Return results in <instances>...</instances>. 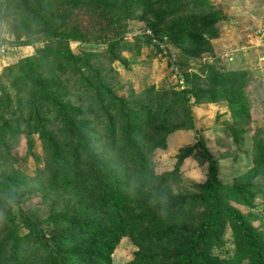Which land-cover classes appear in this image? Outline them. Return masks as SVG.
Returning a JSON list of instances; mask_svg holds the SVG:
<instances>
[{
  "label": "trees",
  "instance_id": "16d2710c",
  "mask_svg": "<svg viewBox=\"0 0 264 264\" xmlns=\"http://www.w3.org/2000/svg\"><path fill=\"white\" fill-rule=\"evenodd\" d=\"M123 1L110 2L115 4L106 31L112 29L111 36L90 39L75 27L71 30L72 41L107 44V50L74 54L65 45L69 41H54L62 35L53 30L67 25L78 3H89L94 10L99 0H0V22L5 20L16 33L27 30L65 45L63 50L39 51L0 75V168L13 171L12 150L20 137L31 153V137L37 135L44 164L35 187L44 201L61 205L64 200L45 221L57 230L48 235L4 193L9 184L0 183V264H111L112 251L125 236L144 249L128 264H264V234L253 230L240 209H256L264 220V203L260 208L256 201L264 199L256 181L264 178V138L252 135L251 144L259 152L251 153L250 168L229 184L220 179L219 160L208 152L202 136L180 150L175 171L193 157L207 166L204 184L174 192L175 171L157 176L151 162L170 135L197 132L194 104L228 103L235 124L230 135L240 126L250 127L244 82L236 80L237 73L219 76L210 67L202 71L204 78L185 73L180 92L146 90L130 99L117 97L109 72L113 61L120 60L118 48L127 27L121 23L130 16L131 5L142 11L130 18L156 25L165 16L199 7L196 0L193 8L180 0H154L152 5ZM197 14L175 19L166 36L190 59L207 49L204 34H213H208L209 21ZM152 30L158 33L154 26ZM26 44H33L32 39ZM243 135L238 131V139L234 137L238 145ZM224 227L233 233L235 250L219 259L227 252L220 234Z\"/></svg>",
  "mask_w": 264,
  "mask_h": 264
},
{
  "label": "rangeland",
  "instance_id": "374dc122",
  "mask_svg": "<svg viewBox=\"0 0 264 264\" xmlns=\"http://www.w3.org/2000/svg\"><path fill=\"white\" fill-rule=\"evenodd\" d=\"M111 1L99 0L94 10H91L89 3L83 2V5L78 3L77 8L71 12L67 25L53 30L56 35H62V38L55 37L54 41H69L65 45L74 54H79L83 50L106 51L107 44L95 45L72 41L70 34L75 27L79 32L86 33L90 39L95 36H111L112 29L106 32L109 28V11L115 6L114 3H110ZM180 1L181 4L186 3L191 6L194 0ZM120 3L123 5L124 1L120 0ZM149 3L152 5L156 1L147 0L145 5ZM196 4L199 7L193 12L186 11L165 16L162 23L156 25L139 18H130L131 15L138 17V13L142 11V7L133 3L130 16L121 23L127 27L123 42L118 48L120 60L113 61L112 72L109 73L113 79L112 89L115 95L124 99H130L131 95L146 90L159 92L171 89L180 92L184 87L185 73L202 75L201 78H204L202 71L210 67L219 76L237 73L235 78L239 83L244 82L241 89L247 95L252 112L250 127L240 126L230 135L228 129L233 128L235 124L228 103L194 104L191 110L197 132L180 130L170 135L167 146L157 150L151 160L155 175L171 173L178 166L177 156L180 150L194 146L202 136L208 152L219 160L220 179L223 183L229 184L250 168L251 153L259 152L251 144L253 136L257 139L264 138V102L261 101L264 95V0H196ZM194 14L199 15L201 21L206 23L209 21L208 34H213L211 37L204 34L208 39L207 49H204L205 52L198 58L190 59L166 36L169 29L174 26L175 19L190 20ZM152 26L158 33L152 30ZM29 39H32L33 44H26ZM62 43L64 42L50 43L45 36L30 35L27 30L16 33L5 20L0 22V75L6 68L38 55L39 51L55 48L63 50L65 45ZM190 103L192 104L193 100ZM238 131H243L244 134L242 146L234 141V137L238 139ZM31 138L32 150L29 153L25 138L20 137L18 145L12 150L16 160L13 171L0 168V183L16 184L14 187L6 186L4 193L23 213L31 215L46 234L52 233L53 236L57 234V230L53 226L49 227L45 221L51 211L60 209L64 200L61 201V205H58V202L53 204V199L44 201L40 187H35L39 170L44 164L43 149L37 135ZM206 174L207 166L193 157H188L179 170L175 171L174 178L178 184L172 190L185 191L190 189L191 184H204L207 179ZM256 181L264 190V178L258 177ZM156 194L157 188L153 190L152 195L156 197ZM256 201L261 208L264 199H256ZM240 209L254 227L253 230L264 234V220L258 211ZM220 234L224 237V249L227 252L225 255H217L219 259H226L234 254L233 233L229 228L224 227ZM143 253L144 249L139 247L135 239L125 236L112 251L111 264H128ZM242 264L249 263L245 260Z\"/></svg>",
  "mask_w": 264,
  "mask_h": 264
}]
</instances>
